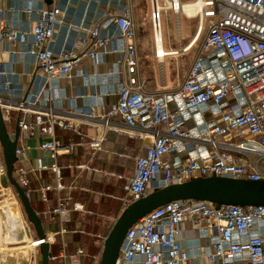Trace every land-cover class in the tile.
Here are the masks:
<instances>
[{"label": "built area", "instance_id": "2783aa9c", "mask_svg": "<svg viewBox=\"0 0 264 264\" xmlns=\"http://www.w3.org/2000/svg\"><path fill=\"white\" fill-rule=\"evenodd\" d=\"M23 1V11L36 16L27 30L6 24L0 15V43L27 45L18 54L36 69L35 88L25 91L12 81L14 72L0 64V111L4 124L14 126L13 137L18 129L13 171L17 169L20 186H26L29 176L46 171L55 182L54 190H62L57 160L72 155L77 144L61 142L55 132L80 135L83 124L97 132L88 143L91 156L100 149L105 131L127 132L147 142L135 157L132 176L124 186L123 208L153 190L196 178L264 183V0H194L200 2L199 8L187 10L177 0L180 11L174 0H150L157 59L166 56L160 52L162 12L197 19L195 37L204 29V20H210L184 81L176 91L161 94L143 92L135 77V30L126 7L106 16L116 28L113 36H103L96 26L86 38L54 54V27L62 23L64 11L57 6L36 8L32 0ZM108 53L118 54V64L102 75L88 76L83 59L98 65ZM73 73L93 88L84 96L85 106L78 105L83 96L62 98L58 92L56 81ZM103 82L104 92H98ZM111 95H116V101L104 106V98ZM208 112L217 120H205ZM190 121L193 127L187 126ZM31 137L42 138L39 150L48 153L50 165L31 164L27 156ZM0 165L1 177L5 172L1 146ZM52 191L51 187L42 189V193ZM77 208L82 210V206ZM63 211L66 214L67 209L59 204L52 214L59 217ZM25 222L32 245L27 264H36L40 245L50 246L54 236L33 237ZM184 223L209 238L203 254L208 263L264 264V206H217L192 200L170 202L138 220L127 230L115 264H187L189 256L178 241ZM65 233L61 228L59 235ZM80 255L82 249L75 248L73 257ZM58 258H68L63 248ZM54 259L51 253L49 261Z\"/></svg>", "mask_w": 264, "mask_h": 264}, {"label": "crops", "instance_id": "0c3cea01", "mask_svg": "<svg viewBox=\"0 0 264 264\" xmlns=\"http://www.w3.org/2000/svg\"><path fill=\"white\" fill-rule=\"evenodd\" d=\"M32 2L36 8H51L52 6H57L62 11H64V14H62L61 17L62 23H59L54 27L55 35L54 43L52 44V51L54 54H59L64 47L71 48L80 40L86 38L89 31L96 26L101 28L100 32L103 36H113L116 34L115 26L107 21L106 16L120 8H127L133 22L134 30L140 26V13L138 10H134L132 0H32ZM23 6V0H0V15L2 16L3 21L6 24H11L22 31L27 30L28 27L35 23L36 20L35 15L27 14L23 11ZM136 31L137 30H135L134 43L137 51V69L135 77L138 80L143 92L148 94H161L164 92L176 91L184 81L189 67L199 52L200 47L197 49L193 48L198 43L201 34L197 37V39H195V33L190 38V35L186 31V39H184L186 40V43L179 48H175L170 41H167L165 44L163 40L162 50L165 51L166 56L162 59H157L155 56L152 37H143L140 32H138L137 35ZM181 37L182 32L179 38ZM194 39L195 41L193 42ZM26 48L27 45L10 46L5 43H0V64L7 71L12 70L14 72V75L12 76V81L14 83L19 84L25 91H33L35 88L33 85V74L36 72V69L31 63H29L28 60L21 58V56L18 54V52H21ZM171 52H178V54L170 55ZM188 53H192V57L186 59L182 70L179 72L174 71L173 69L179 65L177 58ZM167 58L169 59L166 63ZM119 59L120 57L118 54L108 53L105 56L104 62L95 65L91 60L84 58L82 61V66L83 70L88 76H92L95 72L102 75L105 72L112 70L115 67V64H118ZM126 77L127 75L123 74L121 79L125 80ZM56 84L59 88L58 92L62 98L83 96L82 99H78L79 106L86 105L87 100L84 96L93 91V88L87 87L84 81L76 73H73L71 78L58 79ZM104 84L105 83L103 82L97 86L98 92H104ZM112 87V85L109 86L110 89H112ZM115 101L116 95L107 96L104 98V106L112 104ZM62 103L64 104L65 101H62ZM204 118L207 121L217 120V116L210 112L206 113ZM187 126L193 127L194 122H188ZM80 132V135H75L70 131H62L59 129L56 130V137L61 142H73L77 144L75 152L72 155L58 158L57 164L60 165L61 173L63 175L62 178L67 180L68 178L73 177L72 174L74 175L75 169H73V167L75 166V162L79 160L78 162L81 163L82 159H85V161L88 160V162L84 163L89 166V162L92 161V168L95 170L92 169V173L88 172L86 175L84 174V176L83 174H78V176H80L75 178L78 180V182L80 181L82 185L86 187V191H83V195L88 197L90 194H95V191H92L93 189H89V183L87 181H91V175L93 178H99L101 172L99 169L101 165L100 159H103L106 163L112 159H119L120 163L130 165L131 171L129 177H131L134 168V159L136 156L142 153L143 147L147 145L146 141L140 140L139 138L132 136L127 132L105 131L103 141L101 143L103 149L98 153H95L94 156L90 158L88 143L93 137L97 135V132L92 126L84 124L80 125ZM41 140L42 138L39 137H31L27 139V144L31 148L30 151L27 152V156L31 164L34 166L51 164L48 153L39 150V143ZM117 152L118 154L116 155ZM179 155L182 156L184 153L181 152ZM75 176L77 175L75 174ZM85 176H88V178L85 179ZM29 179L31 180L30 182H32L31 184L34 183L35 185L36 182L52 180V177L48 172L45 171L37 175H31L29 176ZM83 179H85L87 183H85ZM96 184L99 186L98 180H94V187L99 189ZM0 210V222H4L6 229L11 231L8 228L9 223L14 220H20L19 209L17 210V208L15 209L12 207L11 212L8 206H2L0 207ZM13 214L15 215L13 216ZM17 225L18 224H16L15 227H17ZM22 233V227H20L18 231H16V228H14L12 232H6L3 224L0 223V255L2 252L13 251L11 254L15 253L17 256L19 252L16 253L14 251L24 250L31 247L30 241V245L28 247L24 246L14 247L13 249H3L5 247H3L1 243H23L24 238H22ZM25 237H27V235ZM178 241L189 256L187 264H210L203 257L204 249L210 244L209 238L199 235L189 224L184 223L180 226ZM49 251L50 253L52 252L50 246ZM22 257L23 256L20 257V254H18L16 258L8 260H12L15 263L16 261L20 262L21 259H24L23 261L26 262L25 264H27L26 258ZM7 258L8 257L5 255L2 257V260H7Z\"/></svg>", "mask_w": 264, "mask_h": 264}, {"label": "rangeland", "instance_id": "374dc122", "mask_svg": "<svg viewBox=\"0 0 264 264\" xmlns=\"http://www.w3.org/2000/svg\"><path fill=\"white\" fill-rule=\"evenodd\" d=\"M132 1L134 10H138V12L140 13V26L135 29L137 30V35L138 32H140L143 37H153L149 8L150 0ZM193 1L194 0H179V2L182 4L191 3ZM160 17L162 39L164 40L165 44L167 41H170L175 48H179L186 43V40H184L186 39V31L191 38L198 26L197 19H186L181 15H174L172 11H164L161 13ZM209 21L210 20L208 18L204 20V29L201 32L198 43L194 46L193 49H197L201 46L206 35ZM181 32L182 37L179 38ZM189 57H192V53H188L184 56H179L177 58L179 61V65L173 70L176 72L182 70L183 64L185 63L186 59H189ZM168 59L169 58H167L166 63L168 62ZM5 128L8 135L12 139L14 126L5 124ZM102 149L103 148L101 144L100 149L96 153H98ZM117 154L118 152L116 153V155ZM90 158H92L91 155ZM78 161L75 162V165H80L81 169L78 171L74 170V175L72 174L73 177L69 176L71 178H68L67 180L64 178L63 180H61L60 183L63 189L60 191L54 190L55 182L53 181V179L49 181L43 180L40 182H36V184L34 185V183L31 184V180L27 178L26 186H20L18 182L17 169L14 168V171L12 172L13 180L22 188L23 192L27 195L32 210L38 216L43 232L51 233V235L54 236V242L50 245V249L52 251V256H54L55 259L49 261L48 264H98L103 248L104 239L109 233L113 223L124 209L122 207L121 200L125 197L124 186L131 171L130 165L120 163L119 159H112L110 161H107V163L103 159H100L101 165L99 169L101 172L99 178H93V176L91 175V181H87L89 183V189H93L92 191H95V194H90L88 197L83 195V191H86V187L83 186L80 181L78 182V180L75 178H78L80 176H78V174H83L84 176V174L86 175V173L88 172L92 173V161L89 162V166L91 167L87 166L86 168L88 169L86 170L82 167L86 166L84 162H88V160L85 161V159H82L81 163ZM58 167L60 168V165H58ZM84 170L85 173L83 172ZM75 174L77 176H75ZM5 175L6 169L3 174V179L2 176L0 177L2 179L0 180L2 182L0 183V207L8 206L10 211L12 210V207L15 209L17 208V210L19 209L20 220H14L15 223L18 224L15 228L16 231H18L19 228L22 227V238H24V242H21L20 244H18V242L16 244H1L3 247H5L3 249H13L14 247L24 246L28 247L30 245V238L29 232L27 230V224L25 222V220L27 222L28 220L26 219L21 202L14 188L9 183H6ZM85 177V179L88 178V176ZM85 179H83V181L87 183ZM93 179L96 181L98 180L99 186L97 184L96 186L99 189H96L94 187ZM6 187H8L9 190H5L4 188ZM46 187L53 188V191L42 193V189ZM59 204L63 208L67 209V212L65 214V212L63 211L59 217H55L52 212L57 208V205ZM80 206H84V209L81 211L79 210V208H77ZM75 207L78 210H76ZM50 218H52V221L50 220ZM28 225L33 237L36 236L34 229L33 231L31 229V224L28 223ZM61 228L66 232L63 235H59ZM24 232L27 234V237H25L26 235ZM78 247L82 249V255L75 258L73 257V254L75 248ZM61 248L65 250V253L68 256L65 261H62L58 258V254ZM24 251L26 256L27 253H29L28 257L24 256L29 262V249H24L21 251V253L19 252L18 254H20L21 257ZM37 254H39V250ZM6 257H8V255ZM12 257L16 258L17 256L14 253L11 254L10 258L13 259ZM23 260L24 259H21L20 262L15 263H13L12 260V262L9 260L8 263L25 264L26 262H24ZM0 261L3 262L2 256Z\"/></svg>", "mask_w": 264, "mask_h": 264}, {"label": "water", "instance_id": "95a60500", "mask_svg": "<svg viewBox=\"0 0 264 264\" xmlns=\"http://www.w3.org/2000/svg\"><path fill=\"white\" fill-rule=\"evenodd\" d=\"M17 136L18 129L15 128L14 137L12 139L10 138L0 111V146L6 169L5 181L14 188L21 202L26 219L33 227L38 239L42 240L45 235L40 220L32 210L27 195L12 177L13 165L16 161L14 151ZM185 200L206 202L217 206H264V183L230 180L212 176L208 178H196L182 184L170 185L162 189L153 190L122 210L104 239L98 264L116 263L127 230L138 220L142 219L154 209L170 202ZM50 257L49 245L42 243L39 247V254L37 255L38 264H48Z\"/></svg>", "mask_w": 264, "mask_h": 264}, {"label": "bare ground", "instance_id": "6f19581e", "mask_svg": "<svg viewBox=\"0 0 264 264\" xmlns=\"http://www.w3.org/2000/svg\"><path fill=\"white\" fill-rule=\"evenodd\" d=\"M174 3H178V1L177 0H174L173 1ZM178 5H179V3H178ZM199 6H200V2H195V1H193L192 3H186V4H182V7H183V9L184 10H187V9H197V8H199ZM179 11H180V5H179ZM199 35L197 34V36L195 37V39H197V37H198ZM195 39L193 40V42L195 41ZM192 42V43H193ZM160 52H162V53H165V51H160ZM173 54H176V52H171V54L170 55H173ZM1 166V165H0ZM2 178H3V176H2ZM0 183H2L1 181H0ZM5 190H9V188L8 187H6V188H4ZM11 212H12V210H11ZM15 214H13V216H14ZM1 224H3V226H4V228H5V231L6 232H12L13 230H14V228H15V226H16V223H14V221H12L11 223H9V229L11 230V231H9L8 229H6V226H5V223L4 222H0ZM25 235H27L26 233H25ZM27 249H29V252L32 250V245H31V247H29V248H27ZM21 251L22 250H18V251H14V252H20L21 253ZM11 252H13V251H11ZM11 252H2V254L0 255V259H1V256L3 257V256H5V254H6V256L8 255V258H7V260H3V262L2 261H0V264H9L8 263V259H11L10 258V256H11ZM28 255H29V253H27V256H26V254H25V252H23V254H22V256L24 257V256H26V257H28ZM17 256H18V254H17ZM22 257V258H23ZM14 259V258H13ZM2 262V263H1ZM12 262V261H11ZM17 262V261H16ZM28 262V261H27ZM14 263V262H13Z\"/></svg>", "mask_w": 264, "mask_h": 264}, {"label": "flooded vegetation", "instance_id": "af4514ba", "mask_svg": "<svg viewBox=\"0 0 264 264\" xmlns=\"http://www.w3.org/2000/svg\"><path fill=\"white\" fill-rule=\"evenodd\" d=\"M92 157H93V156H92ZM86 167H87V165H86L85 167L83 166L82 168H84V169L86 170V169H88V168H86ZM73 169H75V170H80V169H81V166H80V165H75V166L73 167ZM89 169H90V168H89ZM85 170H84V171H85ZM93 170H95V169H93ZM84 171H83V172H84ZM21 189H22V188H21ZM83 209H84V206H82V210H83Z\"/></svg>", "mask_w": 264, "mask_h": 264}]
</instances>
